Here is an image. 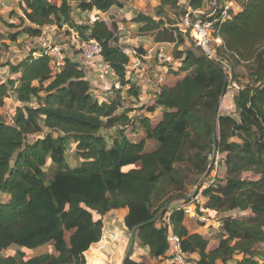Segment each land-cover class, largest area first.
<instances>
[{"label":"trees","instance_id":"16d2710c","mask_svg":"<svg viewBox=\"0 0 264 264\" xmlns=\"http://www.w3.org/2000/svg\"><path fill=\"white\" fill-rule=\"evenodd\" d=\"M61 1L57 7L40 0L43 8L34 0H19V10L2 20L7 32L0 29V52L20 45L21 37L35 39L46 26L67 27L77 43L100 45V63L118 84L101 101L83 65L67 57L54 72L52 59L39 49L17 63L0 64V70L10 72L0 81V108L6 98L19 103L10 121L0 112V264H88L87 254L103 239L105 216L123 209H128L127 229L138 227L125 264L163 259L171 231L181 238L184 253L198 257L195 264H264L256 248L264 244V0H225L236 2L241 11L217 27L216 60L194 44L187 46L189 40L168 16L176 12L185 18L213 0H159L155 9L148 5L154 15L135 14L131 23L138 36L176 43L169 59L157 65L159 93L141 106L145 87L129 78V71L136 60L146 63L143 43L131 55L120 43L121 18L78 24L72 5ZM149 1L78 0L77 9L83 14L125 12L130 3L134 8ZM243 65L248 83L238 87L237 69ZM230 76L235 113L219 114L218 100ZM201 110L211 114L210 150L224 170L223 177L201 187L207 202L197 213L202 215L203 207L211 210L217 224L205 235L186 227V205L168 208L160 217L163 225L159 219L151 223L157 214L155 187L172 176L192 117ZM129 132L137 139L130 140ZM71 141L81 160L75 168L66 163ZM207 159L195 164L198 172H205ZM51 166L56 171L49 177ZM211 241L215 247L209 250ZM50 244L55 255L27 259L26 251ZM13 246L21 250L5 257ZM141 251L146 259L136 257Z\"/></svg>","mask_w":264,"mask_h":264},{"label":"rangeland","instance_id":"374dc122","mask_svg":"<svg viewBox=\"0 0 264 264\" xmlns=\"http://www.w3.org/2000/svg\"><path fill=\"white\" fill-rule=\"evenodd\" d=\"M157 1V0H153ZM68 2L72 5L73 13L71 15L72 20L75 23H81V24H89L93 22V14H83L80 11H78V0H68ZM51 3L57 7H60L62 4L61 0H51ZM19 1L16 0H0V29L6 31V28L3 26L2 20H8V14L9 10H19L18 5ZM185 2L182 3V7L184 8ZM207 7V6H205ZM16 8V9H15ZM208 8V7H207ZM102 13V12H101ZM136 14V11L130 10L129 15ZM154 15V11L152 12ZM169 18L177 23L178 25L183 22L185 19L184 16L181 14L177 16L176 12H169L168 13ZM114 16H108V12L106 14L99 15V18H105L109 20V18ZM121 18V17H120ZM126 20V19H125ZM127 22V21H126ZM124 22V23H126ZM121 30L120 33L125 34V36L120 40V43L127 47L129 50L128 52L133 54V49L137 48L136 41H133L131 35V29L129 24L123 25V23L119 26ZM118 27V28H119ZM56 32L58 33L57 40L59 43L63 44L65 47H67V51L65 50V55L67 56V53L69 50H75L76 46V39L71 38V36H66L68 28L64 27L61 29L58 26H55ZM137 28V27H136ZM34 39H31L28 36L21 37L19 40L20 45H17L16 47L13 46L10 51H2L0 52V64L6 63L8 61H11L12 63H17L20 61L21 57L27 53V49L31 48V45L34 44ZM154 40V39H153ZM153 48L146 50V55L153 57V60H156L157 65L162 63L164 60H168L169 56H171L172 47L169 46L168 42L162 43L159 47L152 46ZM161 47V49H159ZM133 48V49H132ZM151 60V59H149ZM166 62V61H165ZM170 62V61H168ZM167 62V63H168ZM136 64H131L129 74L130 76H133L136 80V82L142 86L145 87V98L140 101L138 106H141V104H147L153 101L156 97V94L159 93V87L157 80L160 77V74L157 75V68H155L156 65L154 64H147L142 63V65L138 66ZM136 67L133 69V67ZM141 67L145 68V72L143 73L141 70ZM237 74L239 77V80L237 81L236 85L242 86L248 83V72L246 65H243L242 67H239L237 69ZM57 71V68H54V72ZM10 74L9 69L4 68L0 70V81H3L6 79V77ZM173 79V78H172ZM231 79L232 77H228V89L226 92L225 97H223V90L221 93V96L218 100V102L221 100L218 113L219 114H231L233 115L235 113V108L232 102L233 99V93H235L234 88H232L231 85ZM224 81V84H225ZM97 89L95 86H91V91L94 92ZM99 95L100 100H104V95ZM5 106L3 108H0V112L4 115L6 121H10L13 116V111L15 107L19 106V103H16L13 98H6L4 100ZM122 111L119 110L116 114L121 113ZM160 111H157L156 114H159ZM211 114L207 113L206 111H197L194 113V117H192V123L191 128L189 129V136L187 141L184 144L183 151L180 155V159L176 164V167L174 169V172L172 176L169 179H165L161 181L154 190V196H153V212L154 210L157 211L156 218L159 219V225H163L164 222L161 221L160 217L164 214L168 208H174V207H181L184 205H187L186 202L192 201L195 196L202 194L201 187L203 186L205 189L212 181V179L216 176H224V170L222 168H219V157H216L215 163H214V155L212 153V150H210V143H211V136L208 135V129L210 128L209 125V119L211 118ZM209 123V125H208ZM128 137L130 140H136V136H134L133 133H128ZM67 161L66 163L70 168H75L80 166L81 160L78 158L75 144L72 143V141L68 144V152H67ZM204 157H207V167L205 169V172L201 173L198 172L195 168V164L200 162V160ZM214 170L212 173H210V170L213 166ZM207 170V171H206ZM56 171V168L54 166H51L48 169V176L52 177L54 172ZM201 189V190H200ZM1 199L2 196H0ZM5 198V197H4ZM202 205L203 203L207 202L204 201L203 197L201 196ZM199 207V206H198ZM127 211L128 209H124ZM202 211L204 214L199 215L196 212V219H193L191 221H194L195 223L201 224L199 217H205L204 219L208 220L204 222V225H211L213 226V213L211 210L205 209V207L202 208ZM123 214L122 210H119L118 213L113 214L111 216H108L107 218H104L105 221V229L103 234L102 241L92 248V251L87 254L88 258V264H122V261L125 257L126 251L129 246L130 242V236L131 232L127 229L124 223V219L127 216ZM170 214H167L166 220ZM187 217V216H186ZM187 220L188 217H187ZM215 245L211 241L209 244L208 249L214 248ZM257 252L260 253L262 256H264V244H260L257 247ZM17 246H13L9 250L3 253L5 257L14 256L18 251H20ZM53 254L55 255V250L53 245H48L46 247H43L41 249L35 250V251H26L27 259L34 258L43 254ZM136 257L140 259H146L145 252H138L136 253Z\"/></svg>","mask_w":264,"mask_h":264},{"label":"built area","instance_id":"2783aa9c","mask_svg":"<svg viewBox=\"0 0 264 264\" xmlns=\"http://www.w3.org/2000/svg\"><path fill=\"white\" fill-rule=\"evenodd\" d=\"M201 10L189 13L178 29L182 36L194 44L199 52L208 59L216 60L215 46L220 42L215 39L217 27L231 19V13H237L238 4L234 1L213 0ZM58 33L55 26H46L40 36L36 37L30 49H39L41 54L52 59L54 68L60 69L68 56L65 55L67 47L57 40ZM76 54L80 55L79 63L86 69L87 80L93 73L96 62L102 69L106 68L100 63L101 48L96 41L76 43ZM29 51V50H28ZM39 53H35L37 55ZM142 72L145 68L141 67ZM202 203L201 196L197 195L190 204L183 207L186 216L196 217L198 206ZM169 249L166 256L155 264H195L191 255L182 250V240L172 231L168 236Z\"/></svg>","mask_w":264,"mask_h":264},{"label":"crops","instance_id":"0c3cea01","mask_svg":"<svg viewBox=\"0 0 264 264\" xmlns=\"http://www.w3.org/2000/svg\"><path fill=\"white\" fill-rule=\"evenodd\" d=\"M16 1H19V0H16ZM131 4L132 3H130L129 4V9H127L125 12L124 11H122V12H114V10L113 11H111V12H108V16L110 15H117V17L120 19V17H121V22H118V27L123 23V25H128L129 24V26H130V29H131V35L133 36V34H134V37H132V39H133V41H136V45L135 46H138L140 43H143V49H144V51H145V55H144V59L146 60V63L148 64H154V65H156L155 66V68H157V63H156V60H153L152 58L153 57H151V56H147L146 55V50L147 49H150L151 50V48H153L152 46H155V47H159L162 43H156L155 42V40H153L154 39V36L153 35H151V36H138L137 35V28H136V25H134V24H132L131 23V20L135 17V14H133V15H129V11L130 10H135L136 11V14H139V13H141V12H144L145 14H147V15H152V12H151V10H150V8H149V6L152 8V9H155V8H157V7H159L160 6V1L159 0H157V1H153V0H150L149 2H139V3H137L135 6H134V8H131L132 6H131ZM149 5V6H148ZM16 9V8H15ZM12 10H14V9H11V10H9V12H11ZM239 11H241V7L238 5V10H237V13L239 12ZM88 14H93V22L96 20V19H98L99 18V15H102V14H106V13H101V12H99V11H96V10H94L93 12H91V13H88ZM102 19H104V20H107V19H105V18H102ZM124 19H126V23H124L123 22V20ZM121 30L122 29H120V27L118 28V33H119V35L121 36V39L125 36V34H123V33H120L121 32ZM65 36H66V38H67V32H66V34H64ZM169 44V46H171L172 47V51H173V49H174V47H175V44L176 43H168ZM187 46H189V47H191L192 46V42H188L187 43ZM159 49H161V47L159 48ZM129 50V49H128ZM70 51V53L68 52L67 53V56L70 58V59H72V61L73 62H75V63H78L79 62V60H80V55L79 54H76V50H69ZM172 51H171V53H172ZM29 51H28V49H27V53H28ZM27 53H25V55L27 54ZM25 55L24 56H22L20 59H22V58H24L25 57ZM149 59H151V60H149ZM19 62V61H18ZM142 63H143V61H141V60H136L135 61V63H133V64H136V65H138V66H140V65H142ZM135 65V66H136ZM133 67V69L134 68H136V67ZM131 67V66H130ZM94 72L91 74H89V78L91 79V80H89V82L91 83V86H95V88L97 89L96 91H94L93 93L94 94H97V92H99L98 94H100V95H104V96H106L105 94H104V92L108 89V88H111L112 86H114V85H117L118 84V81L113 77V75L111 74V72L107 69V70H103L102 69V67H101V65L99 64V62H96V64H95V66H94V70H93ZM160 70H159V67L157 68V72H159ZM156 73V72H155ZM129 78H133V79H135L133 76H130V74H129ZM136 81V80H135ZM151 117H156L157 116V114L155 113L154 115H150ZM123 211V214L124 215H126L127 214V211L126 210H122ZM119 212V210H117V211H112V212H110L109 214H107L106 216H105V218H107L108 216H111V215H113V214H116V213H118ZM204 214V213H203ZM188 217V216H187ZM187 217H186V219H185V225H186V227L188 228V230L190 231V233L191 234H195V233H197V234H201V235H205V234H207L208 232H209V230L211 229V228H214V229H216L217 228V224L215 223V222H213L214 224H213V226H211V225H209V224H207V225H204L203 223L204 222H206V221H208V220H206V219H204L205 217L203 216V217H199V220H200V222H201V224H199V223H195L194 221H191V220H193V219H196V217H198V216H196V217H192V216H189L188 217V219L189 220H187ZM203 224V225H202ZM104 225H105V221H104ZM98 245V244H97ZM97 245H95V246H97ZM94 247V246H93ZM92 247V248H93ZM192 258L194 259V260H197V256L196 255H194V256H192ZM88 259V258H87ZM154 264H155V262H154Z\"/></svg>","mask_w":264,"mask_h":264},{"label":"water","instance_id":"95a60500","mask_svg":"<svg viewBox=\"0 0 264 264\" xmlns=\"http://www.w3.org/2000/svg\"><path fill=\"white\" fill-rule=\"evenodd\" d=\"M34 1H35L40 7L45 8V5H43V4L40 2V0H34ZM227 89H228V81H225V84H224V90H223V94H222L223 97H225L226 92H227ZM220 102H221V100L218 102V106L220 105ZM218 109H219V108H218ZM156 220H157V218L153 219V220L151 221V223L155 222ZM137 228H138V227H135V228H133V230L131 231V236H130L129 246H128V249H127V251H126L125 257H124V259H123V261H122V264H125V263H126L128 257H129V255H130V252H131L132 247H133L134 235H135V232H136Z\"/></svg>","mask_w":264,"mask_h":264}]
</instances>
